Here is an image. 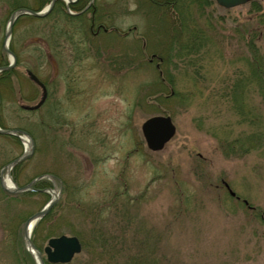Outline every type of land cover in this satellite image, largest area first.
<instances>
[{
    "label": "rangeland",
    "instance_id": "1",
    "mask_svg": "<svg viewBox=\"0 0 264 264\" xmlns=\"http://www.w3.org/2000/svg\"><path fill=\"white\" fill-rule=\"evenodd\" d=\"M10 2L0 0L4 31ZM77 3L17 19L0 40V66L15 58L0 70V127L28 134L0 133V264H37L24 226L51 198L30 240L44 259L51 236L74 235L81 249L47 264H264V91L253 76L264 0ZM28 70L46 89L35 109L22 106L41 95ZM158 114L175 133L152 151L140 126ZM23 135L28 155L11 165ZM5 166L26 189L3 187Z\"/></svg>",
    "mask_w": 264,
    "mask_h": 264
},
{
    "label": "water",
    "instance_id": "2",
    "mask_svg": "<svg viewBox=\"0 0 264 264\" xmlns=\"http://www.w3.org/2000/svg\"><path fill=\"white\" fill-rule=\"evenodd\" d=\"M249 1H251V0H215V2L223 8L235 7L238 5L245 4ZM51 4H49L41 12H31V11H29V12L34 14V15L44 14L51 7ZM15 15H16V13H14V15L12 16L10 25H11ZM10 55L13 58L12 62H10L11 64H9L7 66H0V70L7 69V68L11 67V65H13V63H15V58H14L13 54L10 53ZM27 75L32 81H34L41 88V95H40L39 100L35 104L22 105V106L25 109H35V108L39 107L42 104V102L44 101V99L46 97V89H45L44 84L36 77V75L34 73H32L31 71L28 70ZM140 129H141L142 136L145 140L146 146L148 147V149H150L152 151L160 150L161 148H163L165 143L168 140H170L175 133L174 123L172 122L170 116L165 115V114L164 115L158 114V115L149 116L148 118H146L141 123ZM19 132H22V131H20L19 129L10 130V129H4V128L0 127V133H11V134L16 133L17 134ZM22 133L28 135L25 132H22ZM27 155H28V153H26V151H25L21 156L14 159L11 162V165L20 161L21 159H23ZM8 167H10V166H5L2 169V171L4 169H6L8 172ZM226 187L228 188L227 185H226ZM4 188L7 189L6 187H4ZM24 189H26V187H23V186L20 187V186H16V185L14 187V190H16V191H21ZM7 190H9V189H7ZM50 190L51 189H48L47 191L50 192ZM228 190H229V193L231 195H234L233 191H231L229 188H228ZM54 201H55L54 198L49 199V201L39 211L33 213L26 220V222L33 217L37 218V220L42 218V216L45 215L48 212V210L51 208ZM26 222H25V226H26ZM25 226H24V238H25V241L27 243L28 248L30 246L31 248H34L37 250L36 257L38 260L35 258L37 264H45V261H47L49 263H66V262H69L71 260V258L73 257V255L78 253L81 249V244H80L78 238L74 235L60 234L58 236H52V237H49L47 239L46 245L43 247V252L45 253V260H44V258L42 257L41 251L36 248L34 243L30 240V236L25 233Z\"/></svg>",
    "mask_w": 264,
    "mask_h": 264
},
{
    "label": "flooded vegetation",
    "instance_id": "3",
    "mask_svg": "<svg viewBox=\"0 0 264 264\" xmlns=\"http://www.w3.org/2000/svg\"><path fill=\"white\" fill-rule=\"evenodd\" d=\"M45 1L46 0H11V2L9 4L10 9H9L8 16H7L8 20H7V23H6V29H5V31L3 29V23H2V21H0V36L2 34V36L0 37V40L6 39L7 36H8V38L11 37V31H12L13 25L16 22L17 19H22L23 20L25 18L27 19L28 17H36L32 13H30L29 11H31V12H37V10L42 9L43 5L46 3ZM60 1L61 0H48V2L46 3V5L48 6L49 4H51V3L52 4H51V7L49 8V10L46 11L47 13L45 12L46 15L55 7L56 4H58V3L60 4ZM63 1L65 2L66 5H69V6H72V7H75V5L78 4L77 3L78 0H69V1L68 0L67 1L63 0ZM88 2H89L88 4H90L92 1H88ZM39 6H41V7L38 9ZM61 7H63V6H61ZM63 9L65 11V8H63ZM14 13H16V15H15V17H14V19H13L11 25H10L11 28L7 29L8 28L7 26L10 24L11 18L14 15ZM44 14H42V17L46 16ZM71 14H77V13L76 12H73V13L71 12ZM94 25H95L94 17H93V15H91L90 16V30L91 31H92V28H93ZM98 27L99 26H97V29L100 28V27L99 28ZM25 74H26V76H28L27 75V72H25ZM31 82L34 83V84H36L32 80H31Z\"/></svg>",
    "mask_w": 264,
    "mask_h": 264
},
{
    "label": "bare ground",
    "instance_id": "4",
    "mask_svg": "<svg viewBox=\"0 0 264 264\" xmlns=\"http://www.w3.org/2000/svg\"><path fill=\"white\" fill-rule=\"evenodd\" d=\"M7 27H8L7 29L11 28L10 24H9ZM5 40H6V44H7L8 36L6 37ZM21 138H22V141H23V145H24L25 151H27L28 148H29V139H28V137L25 136V135H23ZM2 184H3L4 187H6V188L9 189V190L14 189V187H15V183L13 182V180H12L10 174H9V167H8V172H7V174H5V175L3 176V178H2ZM50 193H51L52 197H55V196H56V192H55L54 190H50ZM36 223H37V218H35V217L29 219V220L26 222L25 233H26L27 235L31 236V234H32V232H33V230H34V228H35V226H36ZM57 236H58V235H57ZM51 237H52V236H51ZM29 249H30L31 253L33 254V256L37 259V257H36V255H37V250L34 249V248H31L30 246H29ZM74 256H75V254L73 255V257H74ZM73 257H72V258H73ZM72 258H71V259H72ZM37 260H38V259H37Z\"/></svg>",
    "mask_w": 264,
    "mask_h": 264
},
{
    "label": "trees",
    "instance_id": "5",
    "mask_svg": "<svg viewBox=\"0 0 264 264\" xmlns=\"http://www.w3.org/2000/svg\"><path fill=\"white\" fill-rule=\"evenodd\" d=\"M255 2V0H251V1H249L248 3H250V4H253ZM263 25H264V23H263ZM261 35L263 36L262 38H264V26H263V30H262V32H261ZM255 62H258V59H255ZM254 67V69H253V76H254V80H256V81H258V85H259V87L260 88H262L263 89V91H264V66H263V68L262 67H260V65L259 64H257V66H255V65H253ZM2 73L4 74V75H7L8 73H9V70H3L2 71ZM2 124V123H1ZM46 215H48V213L46 214ZM46 215H44L43 217H42V219H40V221H42L45 217H46ZM47 264V263H46Z\"/></svg>",
    "mask_w": 264,
    "mask_h": 264
}]
</instances>
